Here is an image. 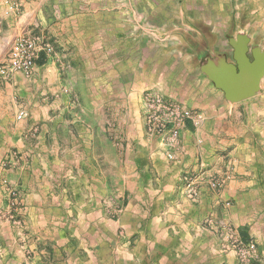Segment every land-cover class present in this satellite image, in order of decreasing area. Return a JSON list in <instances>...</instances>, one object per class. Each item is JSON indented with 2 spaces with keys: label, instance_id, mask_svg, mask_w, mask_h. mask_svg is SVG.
I'll use <instances>...</instances> for the list:
<instances>
[{
  "label": "crops",
  "instance_id": "0c3cea01",
  "mask_svg": "<svg viewBox=\"0 0 264 264\" xmlns=\"http://www.w3.org/2000/svg\"><path fill=\"white\" fill-rule=\"evenodd\" d=\"M229 3L0 0L6 53L31 29L47 32L54 46L31 77H0V264H238L230 240L236 234L256 244L264 264V77L254 96L237 103L210 79L224 75L225 63L236 64L232 43L227 49L216 40ZM248 47L251 53L250 41ZM183 54L202 62L199 77ZM40 78L44 94L54 95L51 104L44 100L47 106L17 121L13 96H31L26 87ZM150 89L202 117L181 130L173 159L146 134L142 118L131 130L122 108L115 124L117 103L135 93L142 102ZM73 95L90 103L79 104L76 117ZM115 142L118 166L96 151ZM13 150L21 161L5 170L1 162ZM188 173L197 183L191 200L184 191ZM116 181L124 203L128 198L121 208Z\"/></svg>",
  "mask_w": 264,
  "mask_h": 264
},
{
  "label": "rangeland",
  "instance_id": "374dc122",
  "mask_svg": "<svg viewBox=\"0 0 264 264\" xmlns=\"http://www.w3.org/2000/svg\"><path fill=\"white\" fill-rule=\"evenodd\" d=\"M230 1H231V4L229 3V5L226 7L229 9L228 19H227L225 24L223 23L224 26L222 25V29H223L222 33H224V35H222L220 38L216 39L217 43L219 44L218 46L230 49L232 41L236 40L238 36L243 35L249 39V41L251 42L252 48H254V49L258 48L261 50L264 49V0H230ZM25 33L26 34L24 36L30 35V36L45 38L49 43H51V45L53 47V51L50 54H47V53H45V54L53 56L54 46H53V43L50 40H48L49 37L47 35V32H45V31L41 32V31L36 30V29L35 30L31 29L29 31L26 30ZM14 40H16V39H14ZM14 40L11 39V40H8L7 42L10 41L13 43ZM0 44H1V39H0ZM5 47H7V46L6 45H0V62L6 56L7 49ZM180 56L181 57H184V56L188 57L189 56V58L191 57V64L194 63V68H195L194 72L196 74V77L197 76L199 77L200 71L202 70L201 69L202 68V62L199 63V58L194 57L192 54H191V56L187 55V54H183V56L182 55H180ZM41 57H42V55H41ZM205 63L206 62L203 61V64H205ZM191 75L193 76V74H191ZM144 80H148V79L144 78ZM132 86L136 87L133 85V80H132ZM133 87H131L132 92L133 93L137 92L133 89ZM26 89H31V91L33 90L32 92L30 91L31 96H27V94L14 95L13 100H12V102L14 104L13 107L16 106L18 108L17 114L15 115V117H16V120L19 122H21L20 119L22 121H25L28 118H30V112H29L30 109L36 110L38 108L45 107V106H47V103L45 101H48L49 104H51L52 96L54 97L53 94H49V95L44 94V91L47 88L44 86V82L42 81V78H40L38 80V84H36V85L29 84L28 87H26ZM151 92L155 93V94L162 95L161 93H158L154 89H150L144 93L143 98H142V102L137 100V96L135 95L136 94L135 93L134 96L132 97V99H129V101H127L126 103H117V107H121V106L122 107L120 108L119 112L118 111L116 112V120H115L116 127L119 125V122H121L123 120V114L125 112L123 111L122 108H124V110L128 111V120L131 121L130 129L134 130L135 127L139 124L138 123L139 119L142 118L146 134L149 137L154 138L148 133V130H147V121H146V116H145V105H144L146 96ZM163 96H166V95H163ZM166 97H169V96H166ZM70 100H71L70 103L73 105V107L70 109H71L72 113L75 114L74 117H76V114H77V111L79 108V104L84 108H86L87 106L90 105V103H88L86 101H82V100L80 102L76 101V98H74V95L71 96ZM123 104H124V106H123ZM189 110L195 112L192 109H189ZM259 110L263 112V119H264V102L262 103V106ZM21 114H23V118H19V116ZM197 114H199V113H197ZM78 115L79 114H77V116ZM104 115H106V113ZM256 115H257V113L255 114V116ZM56 116H58V117H55V119H61L60 115H56ZM101 116H103L102 113H101ZM108 119L109 118L105 117L106 122ZM263 119H261L262 122H264ZM70 120H72V119H70ZM243 120H244V117H243ZM40 123L41 124L36 123L33 126V128L34 129L39 128L40 126L45 124V121L43 120ZM191 123L193 125L197 126L201 122L198 124H195L194 122L191 121ZM121 125H122V123H121ZM240 125H242V124H240ZM107 127H108V123H107ZM73 133H74V135L77 134L75 129H74ZM60 136L62 138L64 136L66 137V135H60ZM262 139L264 141V137ZM115 143L117 144V146L114 148H112L111 146L100 145V146H98V150H96V151L99 152V155L102 159L111 160L115 164L114 166H118L119 165V155L121 154L122 151L118 149L119 143L118 142H115ZM68 147H70V149L73 148L72 145H68ZM21 157H22V154L20 152H18V150H13L3 158L2 162H1V167L5 170L13 169L14 167L18 166V164L21 161ZM86 158H90V156L88 155ZM108 168H109V165L107 164L106 161H104L103 164L101 163V169L102 170H107ZM114 171L118 173L119 169H115ZM188 178L194 179L196 181V179L194 178V175L191 173L187 174L186 179H188ZM118 179H119V177H117L116 180L118 181ZM117 181L114 183L115 187L113 189L114 190L113 196L116 198V201H117V203H115V205L120 206V208H121L122 206H126V204L128 202V198L126 195L125 196V203H124L123 190L120 187L121 183H119ZM185 183L187 184V181ZM186 184L184 185L185 196H187V198L191 200V199L195 198L197 183H195L194 191L191 194L187 192ZM218 186L219 185L213 183L214 188H217ZM11 196H12V202H11L10 207L13 210L14 208L17 207V201L19 200V198L16 195V192L13 193ZM104 197L107 198V195H105ZM103 200H105L107 202V199H103ZM103 205L106 206L107 204L103 202ZM120 208H118V210H120ZM104 215H110V213L106 212V210H105ZM116 217H117V214H116ZM230 236H232V232H229V237ZM234 236L232 239H230L231 245H232L234 240H240L244 243H248V242H245L238 234H236ZM249 242H252V241H249ZM232 249L236 254V251H235L233 245H232ZM257 256H258V251H257ZM236 257H237V254H236ZM256 264H259V257H258Z\"/></svg>",
  "mask_w": 264,
  "mask_h": 264
},
{
  "label": "built area",
  "instance_id": "2783aa9c",
  "mask_svg": "<svg viewBox=\"0 0 264 264\" xmlns=\"http://www.w3.org/2000/svg\"><path fill=\"white\" fill-rule=\"evenodd\" d=\"M52 51L51 43L45 38L22 36L15 41L0 62V77L7 79L15 73L31 77L41 55L50 54ZM144 105L148 133L169 149L168 158L173 159V149L180 143V132L185 124L191 121L198 124L202 117L185 108L181 103L152 92L146 96ZM19 118H23V114ZM195 183L194 179H187L188 193H193ZM232 245L237 254L238 264H256L258 256L254 242L244 243L234 240Z\"/></svg>",
  "mask_w": 264,
  "mask_h": 264
},
{
  "label": "water",
  "instance_id": "95a60500",
  "mask_svg": "<svg viewBox=\"0 0 264 264\" xmlns=\"http://www.w3.org/2000/svg\"><path fill=\"white\" fill-rule=\"evenodd\" d=\"M249 39L238 36L232 41L236 64H224V77L218 74L210 75L217 88L225 93L232 103H237L254 96L259 91V83L264 77V53L256 48L249 57Z\"/></svg>",
  "mask_w": 264,
  "mask_h": 264
},
{
  "label": "flooded vegetation",
  "instance_id": "af4514ba",
  "mask_svg": "<svg viewBox=\"0 0 264 264\" xmlns=\"http://www.w3.org/2000/svg\"><path fill=\"white\" fill-rule=\"evenodd\" d=\"M249 57L252 59V53H249Z\"/></svg>",
  "mask_w": 264,
  "mask_h": 264
}]
</instances>
